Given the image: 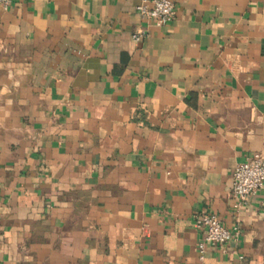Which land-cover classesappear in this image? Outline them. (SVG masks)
I'll use <instances>...</instances> for the list:
<instances>
[{"label": "crops", "instance_id": "obj_1", "mask_svg": "<svg viewBox=\"0 0 264 264\" xmlns=\"http://www.w3.org/2000/svg\"><path fill=\"white\" fill-rule=\"evenodd\" d=\"M141 1L0 6V264H264V0ZM202 212L240 229L203 260Z\"/></svg>", "mask_w": 264, "mask_h": 264}, {"label": "built area", "instance_id": "obj_2", "mask_svg": "<svg viewBox=\"0 0 264 264\" xmlns=\"http://www.w3.org/2000/svg\"><path fill=\"white\" fill-rule=\"evenodd\" d=\"M14 0H0L3 9H9ZM142 20L153 22L156 26H166L176 18L177 6L174 0H142L138 5ZM148 35V28L142 27L133 33V39L142 41ZM264 187V150L254 152L238 163L232 176V194L238 206L247 204ZM196 223L202 228L204 236L199 242V257L204 259L206 245L211 244L225 250L227 244L240 235L239 227L229 228L213 213H198Z\"/></svg>", "mask_w": 264, "mask_h": 264}]
</instances>
